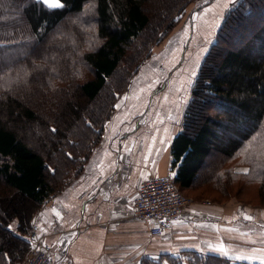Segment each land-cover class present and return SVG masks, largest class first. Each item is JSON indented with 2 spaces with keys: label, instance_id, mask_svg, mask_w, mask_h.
I'll list each match as a JSON object with an SVG mask.
<instances>
[{
  "label": "trees",
  "instance_id": "obj_1",
  "mask_svg": "<svg viewBox=\"0 0 264 264\" xmlns=\"http://www.w3.org/2000/svg\"><path fill=\"white\" fill-rule=\"evenodd\" d=\"M148 1L63 0L51 8L0 0V264L30 255L33 217L84 174L116 100L195 2L165 0L164 13L150 14ZM209 1L198 0L194 10L203 13ZM221 16L172 143L175 182L192 188L217 152V170L210 164L201 184L210 180L220 194L230 185L243 194L256 190L264 205V0H237ZM246 26V38H237ZM39 91L49 119L30 100ZM30 125L44 132L31 143L22 132ZM166 256V263L142 264H257L190 250Z\"/></svg>",
  "mask_w": 264,
  "mask_h": 264
},
{
  "label": "crops",
  "instance_id": "obj_2",
  "mask_svg": "<svg viewBox=\"0 0 264 264\" xmlns=\"http://www.w3.org/2000/svg\"><path fill=\"white\" fill-rule=\"evenodd\" d=\"M134 77L128 93L116 101L84 174L36 214L41 234L52 244L53 264H142L145 258L161 257L166 263V255L188 250L264 264L263 206L194 202L161 236L151 235L146 221L128 216L140 178L177 169L172 143L182 129L187 105L178 85L172 90L163 80ZM111 179L115 186L104 188ZM245 212H251V220L245 219Z\"/></svg>",
  "mask_w": 264,
  "mask_h": 264
},
{
  "label": "rangeland",
  "instance_id": "obj_3",
  "mask_svg": "<svg viewBox=\"0 0 264 264\" xmlns=\"http://www.w3.org/2000/svg\"><path fill=\"white\" fill-rule=\"evenodd\" d=\"M236 1L237 0H210L208 4L202 8L203 13L201 14L199 12L200 10H194L198 0L190 3L186 9V12L183 14L182 18L175 25L172 31H170V33L164 39H162L157 45L153 47L150 58L147 59L144 67L142 66L143 68L140 69V71L143 72L142 76L150 78L152 82L163 80L164 82L161 83L164 85L166 82L167 84L171 83L172 85L169 87L172 90H176L178 85L181 88L182 101L184 100L183 102L187 104L192 83L194 82L202 59L214 41L216 29L221 22V15L232 3ZM163 2H165V0H149L145 5V9L151 11L150 14L155 9H158L161 11V13H164V11L162 12ZM251 18L252 15L247 17V19ZM255 22L258 23V21ZM187 25H189V27ZM249 27L251 26H246L240 29V32L236 37L246 38V32L248 31ZM133 78L129 83V90L133 85V80H135L136 77ZM162 84L157 86L163 88ZM162 90L157 92L159 96L163 94ZM128 91L126 93H128ZM166 95L169 96L168 94ZM41 96L42 93L40 91L36 92L30 100L32 105L35 104L34 108L37 109L38 114L43 115L45 119H49V116L44 110L43 104L40 102ZM120 97L121 96H119L118 99ZM98 101L99 97L93 101V104ZM205 108L208 111L213 109V107L209 105H207ZM11 125L15 130L21 133V126L19 124L14 122ZM22 132H24L25 139L29 143L33 141L35 134L40 138L43 137L44 134L42 126H38L37 128L34 125H30L29 128H24ZM218 156L219 154H217V152H213L212 156L207 159L206 163L201 169V176L199 179H197V182L192 188L180 189L186 198H189L193 203H201L208 200L213 204H227L231 201H238L250 206L264 207V205L260 204L261 198L259 196L257 197L258 194H256V190H254L252 193L244 192L243 194L236 191L237 185H230L226 192L225 190H222L223 194H220L221 192H216L215 190L211 189L212 182L210 180H206V184H201L203 176H206V174H209V171H212V169L209 170L210 164H213L215 167L212 168L217 170L216 164L218 162L216 163L215 160ZM239 167L247 168L246 166ZM250 213L251 212H245V215L252 217L253 215ZM33 223L37 224L36 219L32 221V224ZM259 229L261 230V227ZM252 249L253 248L249 246L244 247L245 251H252ZM28 257L29 255H27L24 258V261L21 263L23 264L25 260L28 259ZM235 262L236 260H232V263Z\"/></svg>",
  "mask_w": 264,
  "mask_h": 264
},
{
  "label": "built area",
  "instance_id": "obj_4",
  "mask_svg": "<svg viewBox=\"0 0 264 264\" xmlns=\"http://www.w3.org/2000/svg\"><path fill=\"white\" fill-rule=\"evenodd\" d=\"M115 186V180L111 179L104 184L109 189ZM193 204L183 194L175 182V172L168 170L163 174L145 176L140 178L136 185V193L128 216L149 223V233L153 236H161L173 228V226L185 217ZM204 205H213L206 200ZM29 238L32 249L27 260L23 264H53L52 244L46 242L40 233L37 224L33 223Z\"/></svg>",
  "mask_w": 264,
  "mask_h": 264
},
{
  "label": "snow or ice",
  "instance_id": "obj_5",
  "mask_svg": "<svg viewBox=\"0 0 264 264\" xmlns=\"http://www.w3.org/2000/svg\"><path fill=\"white\" fill-rule=\"evenodd\" d=\"M42 3L47 6V7H51V8H62L65 5L63 4V0H42ZM117 107H119V105H117ZM53 131H55V129H53ZM247 169L244 170L245 173H247ZM245 219L251 220L252 217L251 216H246ZM11 227V226H9ZM220 251H223L222 249Z\"/></svg>",
  "mask_w": 264,
  "mask_h": 264
}]
</instances>
